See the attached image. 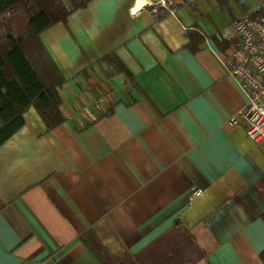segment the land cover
<instances>
[{"label":"crops","instance_id":"1","mask_svg":"<svg viewBox=\"0 0 264 264\" xmlns=\"http://www.w3.org/2000/svg\"><path fill=\"white\" fill-rule=\"evenodd\" d=\"M147 1L88 0L39 33L63 120L30 105L0 144V264L263 263L264 141L216 35L260 0Z\"/></svg>","mask_w":264,"mask_h":264},{"label":"trees","instance_id":"2","mask_svg":"<svg viewBox=\"0 0 264 264\" xmlns=\"http://www.w3.org/2000/svg\"><path fill=\"white\" fill-rule=\"evenodd\" d=\"M87 2L0 0V144L21 125V114L30 105L47 128L63 120L57 89L61 76L39 33L55 22L64 21L69 13ZM102 61L110 71L107 74L125 68L115 55Z\"/></svg>","mask_w":264,"mask_h":264},{"label":"built area","instance_id":"3","mask_svg":"<svg viewBox=\"0 0 264 264\" xmlns=\"http://www.w3.org/2000/svg\"><path fill=\"white\" fill-rule=\"evenodd\" d=\"M148 2V1H147ZM150 4L168 7V0H150ZM147 4V3H145ZM144 4V5H145ZM219 39L236 38V44L222 55L221 63L246 94L247 136L255 142L264 141V0L252 11L233 18ZM230 124L237 122L230 117Z\"/></svg>","mask_w":264,"mask_h":264},{"label":"snow or ice","instance_id":"4","mask_svg":"<svg viewBox=\"0 0 264 264\" xmlns=\"http://www.w3.org/2000/svg\"><path fill=\"white\" fill-rule=\"evenodd\" d=\"M145 3H147V0H138V5L143 6Z\"/></svg>","mask_w":264,"mask_h":264}]
</instances>
